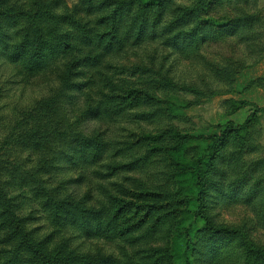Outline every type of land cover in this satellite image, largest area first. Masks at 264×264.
Here are the masks:
<instances>
[{
  "label": "rangeland",
  "instance_id": "obj_1",
  "mask_svg": "<svg viewBox=\"0 0 264 264\" xmlns=\"http://www.w3.org/2000/svg\"><path fill=\"white\" fill-rule=\"evenodd\" d=\"M15 1L0 264H42L28 241L61 264H264V0ZM50 15L69 50L28 76L5 35L40 40Z\"/></svg>",
  "mask_w": 264,
  "mask_h": 264
},
{
  "label": "trees",
  "instance_id": "obj_2",
  "mask_svg": "<svg viewBox=\"0 0 264 264\" xmlns=\"http://www.w3.org/2000/svg\"><path fill=\"white\" fill-rule=\"evenodd\" d=\"M22 0H16L15 3L16 4H19L21 3ZM17 12L16 13H12V12H9L8 15L5 16V18L7 19H10V20H16L15 17H18L16 16ZM1 15V14H0ZM10 16V17H9ZM13 16V17H11ZM51 16V15H50ZM59 17H47V19H39V26L41 27V30L39 31L38 35H40V37L42 39L40 40H36L33 42V40L29 41L28 37H23L22 38V41L20 40V32H18L17 30L14 31V32H10V33H7V35H5V39H8V45H7V49H6V52L7 55H6V61H10L11 64H13L14 66L16 67H20V68H26L28 65H32L33 67H36V70L35 72L31 71V70H27L26 71V74L28 76H32L34 74H36L38 71H41V68L42 67H37L38 66V63L39 61H43L44 57H45V51L49 48V53L50 54H53L54 53V49H53V46L57 45L59 46V49L56 50L57 51V54L55 55L56 58L59 54H65L67 53V51L69 50V45L70 43H68L65 39V32L62 33L63 31H56L55 29V26H53V31L51 30V28L49 27V24H50V20H54V19H57ZM14 23V21H12ZM46 24L43 25V24ZM48 26V27H47ZM235 27V24L233 26L232 29H229L230 32L232 33V35L237 31L239 32L240 28L239 29H235L233 30ZM226 28H230L229 25L226 26ZM196 28H194L195 30ZM228 32V31H227ZM55 35H59V36H62L63 37L61 38V41L60 42H56V41H53L52 45L50 44V37L51 36H55ZM92 50V49H91ZM32 53H31V52ZM61 54V55H62ZM63 57V56H61ZM259 62H256L253 66L257 65ZM251 66V67H253ZM59 75V74H58ZM32 78V77H30ZM264 82V78L262 79H259V84L258 86H262L260 83L261 82ZM113 86H115L113 84ZM117 86H115L116 88ZM253 87V86H251ZM114 88V87H113ZM252 89V88H250ZM249 89V90H250ZM50 105L51 104H47V103H44V106L45 108H43V112L44 114H47V112L49 111V108H50ZM48 107V109H47ZM104 107H102V111H103ZM47 111V112H46ZM102 111L98 112V113H101ZM260 111H264V109L260 110ZM50 112V111H49ZM61 116L63 117L64 114H61ZM59 120H61V117H58ZM60 123H58L59 125ZM53 128V127H51ZM225 140V135H223L222 133L220 134V136L218 137L217 141L215 144L212 145L211 147V151H212V154L214 155L215 154V150H216V145L218 144H221L223 141ZM17 167V165H16ZM202 168V164L199 163L198 165V169H199V172H200V169ZM200 175V173H199ZM201 179V177H200ZM198 186L200 187V191H199V196L202 195V181H198ZM100 210V209H99ZM200 210H204V206L201 204L200 206ZM14 222L16 223H11L12 225L15 226V229L18 230L20 228H22V225L20 224L21 223H24V220H15ZM24 229V227H23ZM22 231V230H21ZM25 231V229H24ZM12 233V232H11ZM11 233L8 234V237H11ZM30 234V232H28ZM28 234V235H29ZM24 233H21L18 237L20 238V243H23V241H28V240H25L24 239ZM40 244L39 242L37 243H33V242H30L28 241L27 242V246L26 249H30V251L34 254L35 257H40L39 259L41 260V263L42 264H53L54 262H56V260L52 257V255H47V253H43L42 251H39L40 249ZM26 246V245H25ZM41 250V249H40ZM7 262V261H6ZM55 264H61V262L59 263V261H57Z\"/></svg>",
  "mask_w": 264,
  "mask_h": 264
},
{
  "label": "crops",
  "instance_id": "obj_3",
  "mask_svg": "<svg viewBox=\"0 0 264 264\" xmlns=\"http://www.w3.org/2000/svg\"><path fill=\"white\" fill-rule=\"evenodd\" d=\"M259 64H260V63H258L257 65L253 66L252 68L257 67ZM251 79H253V78H249L248 80H251Z\"/></svg>",
  "mask_w": 264,
  "mask_h": 264
}]
</instances>
